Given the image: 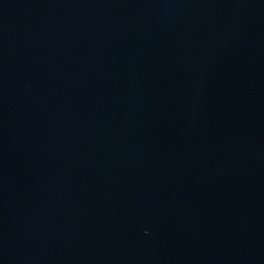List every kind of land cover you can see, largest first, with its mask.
<instances>
[{
  "label": "water",
  "instance_id": "obj_1",
  "mask_svg": "<svg viewBox=\"0 0 264 264\" xmlns=\"http://www.w3.org/2000/svg\"><path fill=\"white\" fill-rule=\"evenodd\" d=\"M0 264H264V0H0Z\"/></svg>",
  "mask_w": 264,
  "mask_h": 264
}]
</instances>
